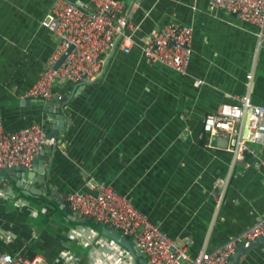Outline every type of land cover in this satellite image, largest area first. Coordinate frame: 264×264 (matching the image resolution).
I'll return each instance as SVG.
<instances>
[{"label":"crops","instance_id":"0c3cea01","mask_svg":"<svg viewBox=\"0 0 264 264\" xmlns=\"http://www.w3.org/2000/svg\"><path fill=\"white\" fill-rule=\"evenodd\" d=\"M52 1L0 0L3 130L31 121L52 130L55 112L48 109L66 97L63 123L40 172H47L50 186L31 183L55 203L23 192L16 197L1 176L0 189L15 196H0V251L39 255L37 264H131L130 257L122 258L123 252L130 255L123 245L99 231L85 242L78 234L85 224L65 219L60 201L71 190L88 189L87 181L108 182L189 256L199 248L213 249L258 219L264 166L257 157L264 159V143H249L256 155L247 150L230 165V153L215 137L207 144L200 133L203 115L243 92L249 71L250 98L264 104V35L257 43L256 26L209 0H121L120 14L133 25L128 50L116 43L102 55L100 72L84 85L54 82L52 95L44 99L53 102L50 106L20 93L36 79L58 40L40 24ZM71 1L92 6L89 0ZM172 19L191 27L184 72L141 53L148 29ZM223 177L219 196L214 183ZM98 235L105 239L97 241ZM235 264H264V245L252 243Z\"/></svg>","mask_w":264,"mask_h":264},{"label":"built area","instance_id":"2783aa9c","mask_svg":"<svg viewBox=\"0 0 264 264\" xmlns=\"http://www.w3.org/2000/svg\"><path fill=\"white\" fill-rule=\"evenodd\" d=\"M209 2L212 7H219L254 24L259 43L264 35V0ZM89 3L91 8L71 0L52 1L47 13L40 19V24L56 34L58 40L47 55L36 79L23 89L20 96L48 99L56 81L79 84L97 75L101 69L102 55L116 43L124 51L128 50L133 25L120 14L121 0H89ZM190 39L191 27L172 19L148 29L141 44V53L147 60L158 61L175 71L184 72L190 56ZM69 46L70 49L66 51ZM63 53L62 60L54 66ZM251 77V71L245 74V90L232 94V101L220 102L216 109L206 112L202 117L200 133L207 144L216 136L226 139L224 149L231 155L230 165L241 160L247 150L256 155L249 143H264V104L253 102L250 98ZM245 117L247 122L243 132ZM55 143V135H48L40 122L31 121L14 131H4L0 118V170L14 165L29 168L32 158L42 145ZM257 158V164L264 166V159ZM226 180L227 177L218 178L214 183L215 189H219V196ZM86 183L88 189H74L63 196L70 211L105 224L132 239L135 250L144 254L147 264H182L186 260L188 264H223L240 243L264 237L263 207L259 218L239 233L229 236L213 249L199 248L189 256L184 245L175 244L163 229L137 210L124 194L108 182ZM91 189L95 191L92 192ZM0 196L10 199L15 195L0 189ZM17 201L14 199L15 203ZM97 232L85 225L78 229L79 236L85 242ZM104 237L98 235L96 240H104ZM129 257V262L136 264L130 255L123 252V259ZM40 262L42 258L39 255L30 258L18 252L0 251V264Z\"/></svg>","mask_w":264,"mask_h":264},{"label":"water","instance_id":"95a60500","mask_svg":"<svg viewBox=\"0 0 264 264\" xmlns=\"http://www.w3.org/2000/svg\"><path fill=\"white\" fill-rule=\"evenodd\" d=\"M71 46H69L66 51L70 49ZM64 56V53L59 56V58L55 61L54 66H57L59 62L62 60ZM85 82L79 83V85H84ZM66 97L65 96H59L58 97V104L57 107L54 108H49L48 110H52L55 112V124L53 126V129L48 131V135H54L56 132V129L59 128L63 123L62 119V106L65 102ZM45 104L52 106V101L51 100H44L41 99ZM25 101L28 103L30 101V98H21L20 102ZM247 122V117L244 118L243 122V132H245V125ZM215 143L217 145H220L222 147L225 146L226 144V139L223 136H216L215 137ZM52 145H47L44 144L42 147L38 150V152L34 155L32 158V164H31V169H29L26 166H21V165H14L8 168H4L0 170V177L2 176L6 180H8L10 186L15 190V195H18L19 192H23L28 195H37V196H43V199L48 200V202H53L55 201L49 197V195H46L44 191L40 190V188H37L34 186L32 181H37L42 183V189H45L47 186H50L49 183H46L47 181V172L45 175H42L41 168H43V160L45 158V153L48 151L52 150ZM241 162V161H240ZM45 196V198H44ZM61 209L66 215L65 219L69 223H80V224H85L87 226H90L97 231L105 234L106 236L112 238L114 241L117 243H120L123 245L128 253L135 258L136 264H147L145 259H144V254L142 252H137L135 250V245L132 239L127 238L126 236L121 235L120 233L116 232L113 228L101 224L96 221H92L89 219H86L85 216L83 215H75L71 213L67 202L65 200H61ZM261 242L264 245V237H259L256 238L255 240H248L240 243L237 247H235L234 251L230 254L229 258L226 260L225 263L223 264H235V262L238 259V256L246 250L248 246H250L252 243H258Z\"/></svg>","mask_w":264,"mask_h":264},{"label":"trees","instance_id":"16d2710c","mask_svg":"<svg viewBox=\"0 0 264 264\" xmlns=\"http://www.w3.org/2000/svg\"><path fill=\"white\" fill-rule=\"evenodd\" d=\"M22 196H27V195H25V194H22ZM48 209H52V207L50 206V207H48ZM51 211V210H50Z\"/></svg>","mask_w":264,"mask_h":264},{"label":"rangeland","instance_id":"374dc122","mask_svg":"<svg viewBox=\"0 0 264 264\" xmlns=\"http://www.w3.org/2000/svg\"><path fill=\"white\" fill-rule=\"evenodd\" d=\"M116 232H118L116 229H114ZM119 233V232H118ZM145 259V258H144Z\"/></svg>","mask_w":264,"mask_h":264}]
</instances>
